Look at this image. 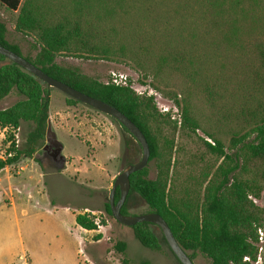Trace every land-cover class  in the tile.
<instances>
[{
	"label": "rangeland",
	"instance_id": "1",
	"mask_svg": "<svg viewBox=\"0 0 264 264\" xmlns=\"http://www.w3.org/2000/svg\"><path fill=\"white\" fill-rule=\"evenodd\" d=\"M200 1L126 0V7L139 8H133L132 15L125 16L122 21L124 28L121 29L126 35L125 43L137 48V57L127 53L123 57L92 59L84 55L60 54L56 62L63 67L76 69L91 82L105 85L111 71H120L127 74L131 86L144 88L142 94L128 89L147 105L142 112V121L158 145V158L147 164L148 178L159 179L165 185L170 208L191 220L202 221L207 199L232 165L212 153L206 143L214 146L215 140L220 141L225 154L231 155L234 151L231 148L232 139L244 134L248 127L234 117L241 100L228 78L237 69L235 56L238 54L234 55L232 48H226L227 52L212 45L211 41L219 37L212 28L207 33ZM17 14L18 11L10 12L0 6V22L6 26L8 42L17 45L23 56L33 58L37 51L35 37L15 31ZM252 15L264 16L262 4L255 8ZM168 53L183 56L185 72L193 76L194 81L191 78L178 87V82L183 81L182 77L177 80L176 75L172 79L157 74L153 65H156L159 56ZM3 65L0 62V67ZM49 93V115L52 116L63 106L61 100L65 96L53 88L49 89ZM22 99L24 97L14 89L0 101V109ZM76 108L70 114V119L79 127L69 132L79 139L73 135L69 137L68 132H54L65 146L62 156L70 152L72 159H75V153L85 156L88 152L80 140L89 144L87 136L92 141L94 137L100 138L107 132L101 120L106 115L82 104ZM111 125L108 135L118 138L120 142L118 169L121 171L127 165V160H140L141 151L131 135L122 131L117 124ZM32 127L33 124L29 123L20 130H0L3 134L0 138V156L5 158L7 154H13L8 153L10 141L15 143L17 149L24 150ZM126 144L132 145L135 154L127 156ZM41 150L36 149V156L42 162V172L47 175L42 183L44 191L36 193L34 190L30 196L23 189L18 194L14 193V208L7 204L8 197L0 199V264H179L156 226L149 228L161 243L163 252L142 247L128 227L107 219L103 210L97 212L108 201L109 191H104L99 197V194L88 189L83 180L60 176V170L40 157ZM72 162L76 163L74 160ZM239 163L240 169L229 177L223 196L229 204L235 205L240 224L237 230H251L256 238H249L256 248L255 259L249 257L250 263L246 264H264V180L260 176L263 168L247 162L242 152ZM84 206L91 210L98 209L83 210ZM125 206L131 216L142 215L146 211L144 203L134 193L128 196ZM71 211L91 216L93 213L100 218L103 226L111 224L114 228L108 245L97 251L101 261L91 255L92 245H86L87 242L92 244L91 236L83 235L78 230ZM119 229L120 233L117 231ZM259 232L263 234L262 241L258 239ZM116 240L126 244L127 252H115L112 245ZM193 263L210 264L200 255Z\"/></svg>",
	"mask_w": 264,
	"mask_h": 264
},
{
	"label": "trees",
	"instance_id": "2",
	"mask_svg": "<svg viewBox=\"0 0 264 264\" xmlns=\"http://www.w3.org/2000/svg\"><path fill=\"white\" fill-rule=\"evenodd\" d=\"M125 2L126 0H0L1 7L10 12L18 11L15 31L34 35L37 51L33 58L23 56L17 45L8 42L6 26L2 22L0 46L23 57L47 76L98 99L125 115L143 133L149 147V163L158 158L159 152L156 139L142 121V112L147 108L144 101L128 88L91 82L76 69L63 67L56 62L60 54L76 57L84 55L92 59L123 57L127 53L131 57H137V48L125 43L126 35L121 29L124 28L122 21L125 16L132 15L133 8H139L131 5L126 7ZM261 4L264 8V0L200 1L207 33L212 28L219 37L218 40L211 41L212 45L226 51L232 48L234 55L238 54L235 56L237 69L228 78L233 82L241 100L234 117L248 127L244 134L232 139L231 148L234 151L231 155L225 154L220 141L215 140L214 146L206 143L212 153L223 157L232 165L207 199L204 219L191 220L185 214L170 208L165 185L159 179L148 178L147 166L129 176L130 190L127 198L132 193L136 194L146 207L144 213L159 215L191 261L200 255L210 264H246L242 262L244 257L254 260L256 256V248L249 242V238H256L251 230H237L236 227L240 224L235 205L225 200L223 192L229 184V177L240 169L241 152L247 162L263 168L260 169V176L264 180V16L252 15ZM138 51L140 59V44ZM184 61L181 54L168 53L158 57L153 69L164 78L173 79L176 75L179 80L182 77L183 81H179L177 85L182 87L185 81L191 78L195 80L185 72ZM0 62L4 63L0 67V101L14 89L24 97L12 106L0 109V128L14 131L21 122L33 124L24 150L17 149L14 142L7 140L10 141L8 153L13 154L0 158V171L17 164L21 155L28 158L34 155V161L43 169L42 162L37 159L36 149H42L45 144L50 88L1 55ZM64 102L69 107L81 105L66 96ZM148 102L150 103V99ZM107 117L129 134L116 120ZM118 199L117 190L115 202ZM126 201L121 214L131 215L126 210ZM103 212L107 219L117 223L111 216L108 201L104 204ZM93 219L90 214H76L74 221L81 229L93 231L96 230ZM150 226L149 223L142 222L128 228L142 247L153 252H163V247ZM112 247L115 252L123 254L126 244L116 240Z\"/></svg>",
	"mask_w": 264,
	"mask_h": 264
},
{
	"label": "crops",
	"instance_id": "3",
	"mask_svg": "<svg viewBox=\"0 0 264 264\" xmlns=\"http://www.w3.org/2000/svg\"><path fill=\"white\" fill-rule=\"evenodd\" d=\"M62 101V107L59 111L55 112L52 116L49 115L50 112V96H49V108H48V120L50 122L51 128L54 132L59 131L62 133H67L69 137H72L73 132H69L70 129H78V125L70 119V114H72L76 107H69L65 104L64 100ZM61 112V113H60ZM101 117V116H99ZM102 122L106 127V133L99 137H94L92 141L89 140L87 136V142L85 140H80V143L83 147L85 145L88 150L85 156L75 153V159L69 156L70 152L64 155L65 163L63 169L60 171V176L64 175L67 178H76L83 180L90 191H93L94 194H99V197L102 196L104 191H110L113 181L117 174L120 172L118 169V159L120 153V142L116 137H111L108 135V132L112 128L111 121L107 120L106 116H102ZM23 125H29V122H21L18 130L23 128ZM4 131L5 129H1ZM0 131V138L3 137L2 132ZM113 134V133H112ZM75 138L79 139L77 136L73 135ZM57 138V137H56ZM58 140V139H57ZM59 141V140H58ZM90 141V142H89ZM62 145V150L65 151V146ZM62 154V152H61ZM78 154V155H77ZM23 156V155H21ZM74 160L76 163H73ZM47 175L44 174L39 167V165L34 161V155L31 158L24 157L20 158L17 164L9 166L0 171V199L5 196L9 198L7 204L15 207L14 193L21 192L23 189L28 196L34 190L36 193L44 191L43 180ZM98 208H93L92 210L89 207L84 206L83 210L97 211ZM103 209L98 210L97 212L102 211ZM75 211V210H73ZM71 211L73 219L75 215ZM80 214V213H78ZM75 223V221H74ZM76 225V224H75ZM76 227H78L76 225ZM78 230L82 232L83 235H90L92 241L86 243L89 247L92 245L91 255L97 260L101 261L97 251L99 248L108 245L110 236L114 235V228L111 224L103 226L100 230L86 231L78 227ZM120 233V229L117 230ZM127 252V248L125 249ZM110 253V252H109ZM108 253V254H109ZM109 257V255H108ZM108 259V258H105ZM103 261L104 260L103 258Z\"/></svg>",
	"mask_w": 264,
	"mask_h": 264
},
{
	"label": "water",
	"instance_id": "4",
	"mask_svg": "<svg viewBox=\"0 0 264 264\" xmlns=\"http://www.w3.org/2000/svg\"><path fill=\"white\" fill-rule=\"evenodd\" d=\"M0 55L8 61L16 64L18 67L32 75L46 86L53 88L64 96L78 101L82 105L95 110L103 115L109 116L116 120L122 127H124L131 137L138 143L141 150V158L136 163L127 164L115 177L111 189L108 194V205L113 219L122 226L131 227L137 223H149L156 226L162 237L171 251L172 255L176 258L179 264H194L188 255L180 248L172 235L167 223L157 214L145 213L142 215L131 216L121 214V208L124 205L127 195L130 190L129 176L137 171L142 170L148 164L149 160V147L143 133L121 112L114 107L98 100L87 96L68 85L47 76L39 68L32 65L23 57L11 52L10 50L0 46ZM52 149L54 155L53 165L56 170H61L64 167L65 159L62 156V145L57 140L54 131L51 128L49 120L47 121L45 131V144L42 150ZM119 191V199L115 202L116 191Z\"/></svg>",
	"mask_w": 264,
	"mask_h": 264
},
{
	"label": "built area",
	"instance_id": "5",
	"mask_svg": "<svg viewBox=\"0 0 264 264\" xmlns=\"http://www.w3.org/2000/svg\"><path fill=\"white\" fill-rule=\"evenodd\" d=\"M107 84L113 85L116 87H124V88H130L134 91H136L138 94H142L144 92V88H135L134 86L130 85V80L127 76V74L120 72V71H111L109 76H108V82ZM143 91V92H141ZM11 155L8 154V157ZM0 158H3L0 156ZM95 214L92 213V216L94 217L93 221L96 226V230H100L103 228V225L100 222V218L98 216H94ZM259 241H262L263 239V234L259 232ZM243 263H250V258L249 257H244L243 258Z\"/></svg>",
	"mask_w": 264,
	"mask_h": 264
},
{
	"label": "flooded vegetation",
	"instance_id": "6",
	"mask_svg": "<svg viewBox=\"0 0 264 264\" xmlns=\"http://www.w3.org/2000/svg\"><path fill=\"white\" fill-rule=\"evenodd\" d=\"M126 152L127 156H129L135 154L136 151L134 150L131 144H126ZM40 155V157L44 158L49 164H55L52 149L41 150ZM126 162L127 164L136 163L134 160H127Z\"/></svg>",
	"mask_w": 264,
	"mask_h": 264
}]
</instances>
